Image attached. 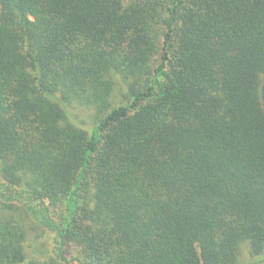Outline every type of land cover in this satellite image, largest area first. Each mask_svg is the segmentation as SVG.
<instances>
[{
  "label": "trees",
  "instance_id": "trees-1",
  "mask_svg": "<svg viewBox=\"0 0 264 264\" xmlns=\"http://www.w3.org/2000/svg\"><path fill=\"white\" fill-rule=\"evenodd\" d=\"M73 262L264 264V0H0V264Z\"/></svg>",
  "mask_w": 264,
  "mask_h": 264
},
{
  "label": "rangeland",
  "instance_id": "rangeland-1",
  "mask_svg": "<svg viewBox=\"0 0 264 264\" xmlns=\"http://www.w3.org/2000/svg\"><path fill=\"white\" fill-rule=\"evenodd\" d=\"M49 243H50L49 247H50V249H51V248H52V243H53V242L50 241ZM76 257H77V254H76L75 251H71L70 254L68 255V259H69V260H72V261H73V260H76ZM72 264H77V262H73Z\"/></svg>",
  "mask_w": 264,
  "mask_h": 264
}]
</instances>
